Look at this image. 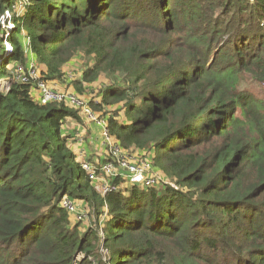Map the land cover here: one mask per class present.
<instances>
[{
  "label": "trees",
  "instance_id": "trees-1",
  "mask_svg": "<svg viewBox=\"0 0 264 264\" xmlns=\"http://www.w3.org/2000/svg\"><path fill=\"white\" fill-rule=\"evenodd\" d=\"M7 9L0 264H264V98L244 84H264V0H0ZM80 51L95 56L85 78H112L111 136L174 186L118 175L96 188L66 131L79 112L36 100L28 75L33 61L39 80L59 78ZM64 197L102 223L79 230Z\"/></svg>",
  "mask_w": 264,
  "mask_h": 264
},
{
  "label": "rangeland",
  "instance_id": "rangeland-1",
  "mask_svg": "<svg viewBox=\"0 0 264 264\" xmlns=\"http://www.w3.org/2000/svg\"><path fill=\"white\" fill-rule=\"evenodd\" d=\"M3 29L0 30V34H3ZM95 66V56L93 54L89 55L84 51L78 52L76 57L69 63H67L63 69V75L59 78L52 79L48 82L51 89L54 92H66V91H74L79 98L88 106L91 107L92 111L94 112V115L97 117V119H101L102 116L106 115V112H110L111 105L102 104L101 99V93L102 89L106 87L107 84H109L112 80V78L109 76V74L101 71L97 75L92 76L90 78H85V74L87 71H89L91 68ZM15 78L18 80L22 79V76H20L18 73L15 72ZM39 78V76H38ZM245 85L252 88L254 93L261 98H264V84L262 83H256L251 80H247ZM8 86V85H7ZM6 86V87H7ZM2 89V88H1ZM99 100V102H95V100ZM70 109H72L75 112H79L81 116L84 117V121L81 119H67V125H66V131L71 130L68 126H77V124L81 125V129L77 127L75 131H73L71 134V140H72V147L74 148V141L78 143V147L75 150L77 154H81L80 160L88 162L93 165H97L100 162L111 158L112 160V153L109 151V146L111 144H115L116 140H113L112 136L110 141H107L105 137L101 133V127L97 123L96 120L89 118L86 115H83L81 113V110L79 111L77 109L74 110L70 105L68 106ZM87 120V121H86ZM76 124V125H75ZM95 125V129L97 131H94L93 137H91L92 132L90 131V125ZM95 137H99V140ZM85 144V146H84ZM86 147L87 152H84V148ZM83 148V150H82ZM125 153H127V156L129 157V160L131 163L136 162L137 160L140 161L144 158H149L148 162L150 163V168L147 170V175L144 177L143 180L137 181V182H130V184H145L148 186L151 185H160L161 183H167L169 185L174 186L173 182L169 179V177L157 166L153 164L152 159H150L149 154L143 155V151L139 150H126ZM90 161V162H89ZM92 162V163H91ZM94 163V164H93ZM102 175L105 176V173H102ZM103 179L106 180L107 177ZM107 181H99V185L102 183L106 184ZM129 182V181H128ZM102 188V187H101ZM73 201V200H72ZM75 212L72 215V219L75 223L79 224V230L82 232L91 229V228H97V225L102 223V217H100V221L98 220L97 214L89 211L91 210L88 206H86L84 203L75 202L73 201ZM81 216V218H79ZM100 228V227H99ZM102 235V232H101ZM82 255L77 256V261L79 262L82 259Z\"/></svg>",
  "mask_w": 264,
  "mask_h": 264
},
{
  "label": "built area",
  "instance_id": "built-area-1",
  "mask_svg": "<svg viewBox=\"0 0 264 264\" xmlns=\"http://www.w3.org/2000/svg\"><path fill=\"white\" fill-rule=\"evenodd\" d=\"M11 16H12V12L9 9H7L5 13L0 16V25L5 26L8 30L12 29V23L10 22ZM6 19H9V21H6ZM21 71L22 69L20 68L17 72L20 76H22ZM28 75L31 78H34L35 80L37 79L36 84L32 90L33 97L36 100L42 103H52V102L65 103L66 105H70L71 107H73L75 110L80 109L83 115H86L89 118L97 121V123L101 127L102 135L105 137L107 141H110L111 134L108 130L106 119L104 118H101L100 120L97 119L91 107L85 104L74 91H66L60 93L54 92L46 81L38 79L39 72L36 69L33 61L30 63L28 67ZM4 84L6 83L1 81L0 79V87L4 86ZM109 151L112 153L111 154L112 160L108 161L106 164L103 165V172L107 177L106 180L103 179V177L101 176H97V173L94 170L92 164L88 162L83 163V167L88 172H90L91 177L95 181H97L98 184L96 188L102 194L107 193L113 188L109 183V179L111 177L120 175L126 178L129 182H137L143 180L144 177L147 175V170L150 168V163L148 162L149 158H144L141 159L140 161L137 160L136 162L131 163L129 157L127 156V153H125V150L121 147V145L118 142H116L115 144H111L109 146ZM99 181L102 182L107 181V182L106 184L102 183L101 185H99L100 184ZM62 205L71 213L75 212L73 201L68 197L63 198ZM79 218H81V216H79Z\"/></svg>",
  "mask_w": 264,
  "mask_h": 264
},
{
  "label": "crops",
  "instance_id": "crops-1",
  "mask_svg": "<svg viewBox=\"0 0 264 264\" xmlns=\"http://www.w3.org/2000/svg\"><path fill=\"white\" fill-rule=\"evenodd\" d=\"M29 55H30V57L32 56V53H29ZM78 118L79 119H81V120H83L84 121V117L83 116H81L80 114H78ZM87 121V120H86ZM76 125V124H75ZM71 130H68L67 132L68 133H72L73 131H75V129L77 128V127H79L80 129H81V125L80 124H77V126H72V127H70V126H68ZM97 127V126H96ZM95 125L93 124V125H90V128H91V132H92V134H91V137H93V133H94V131H97L95 128ZM98 128V127H97ZM95 138H97L98 140H99V137H95ZM73 145H74V151L77 149V147L79 146L78 145V143L76 142V141H74V143H73ZM84 146H85V144H84ZM81 147H83V146H81ZM84 148V152H87V149H86V147H83ZM83 148H82V150H83ZM76 152V151H75ZM76 154H77V152H76ZM78 155V157H79V159H80V156H81V154H77Z\"/></svg>",
  "mask_w": 264,
  "mask_h": 264
}]
</instances>
